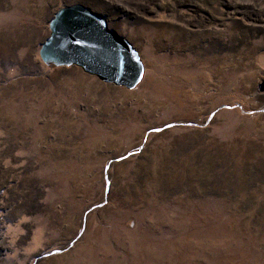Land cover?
I'll list each match as a JSON object with an SVG mask.
<instances>
[{
	"label": "rangeland",
	"instance_id": "obj_1",
	"mask_svg": "<svg viewBox=\"0 0 264 264\" xmlns=\"http://www.w3.org/2000/svg\"><path fill=\"white\" fill-rule=\"evenodd\" d=\"M81 5L132 89L39 49ZM0 264H264V0H0Z\"/></svg>",
	"mask_w": 264,
	"mask_h": 264
},
{
	"label": "water",
	"instance_id": "obj_2",
	"mask_svg": "<svg viewBox=\"0 0 264 264\" xmlns=\"http://www.w3.org/2000/svg\"><path fill=\"white\" fill-rule=\"evenodd\" d=\"M50 35L39 49L45 65L77 66L104 83L134 88L143 66L137 52L81 5L60 9L49 23Z\"/></svg>",
	"mask_w": 264,
	"mask_h": 264
},
{
	"label": "snow or ice",
	"instance_id": "obj_3",
	"mask_svg": "<svg viewBox=\"0 0 264 264\" xmlns=\"http://www.w3.org/2000/svg\"><path fill=\"white\" fill-rule=\"evenodd\" d=\"M0 227H2V226H0Z\"/></svg>",
	"mask_w": 264,
	"mask_h": 264
}]
</instances>
